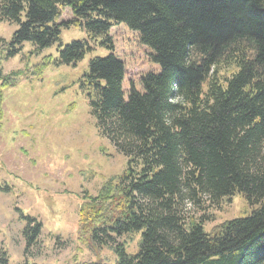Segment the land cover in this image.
I'll use <instances>...</instances> for the list:
<instances>
[{
    "label": "trees",
    "instance_id": "1",
    "mask_svg": "<svg viewBox=\"0 0 264 264\" xmlns=\"http://www.w3.org/2000/svg\"><path fill=\"white\" fill-rule=\"evenodd\" d=\"M64 8L71 19L60 20ZM0 21L16 25L9 41L0 35L6 59L26 43L35 52L51 47L72 24L87 38L61 47L59 63L107 50L90 59L80 88L127 165L79 216L116 259L75 264H264V0H0ZM119 24L138 33L159 65L127 95L110 34ZM13 81L0 70V111ZM237 193L251 213L207 231V208ZM189 205L202 215L187 218ZM21 217L27 250L42 224ZM135 233L138 250L128 252L119 239ZM0 264H10L4 250Z\"/></svg>",
    "mask_w": 264,
    "mask_h": 264
},
{
    "label": "rangeland",
    "instance_id": "2",
    "mask_svg": "<svg viewBox=\"0 0 264 264\" xmlns=\"http://www.w3.org/2000/svg\"><path fill=\"white\" fill-rule=\"evenodd\" d=\"M72 14L64 8L60 20ZM16 25L0 21V35L7 41ZM115 53L125 62L126 95L131 86L142 90L141 77L158 72L151 50L138 33L126 25L112 27ZM87 38L78 25L63 27L60 41L35 52L26 43L17 55L6 59L0 48V70L14 81L4 89L0 111V250L10 264H75L114 261L108 245H97L81 227L79 209L103 184L126 168L127 156L97 127L80 80L90 59L105 56L96 46L77 65L59 63V49L72 40ZM225 72H228L226 69ZM187 218L202 210L187 206ZM253 207L239 193L210 206L204 224L212 231L218 224L251 213ZM22 214L41 222L36 242L26 250ZM140 235H125L128 252L138 250Z\"/></svg>",
    "mask_w": 264,
    "mask_h": 264
},
{
    "label": "clouds",
    "instance_id": "3",
    "mask_svg": "<svg viewBox=\"0 0 264 264\" xmlns=\"http://www.w3.org/2000/svg\"><path fill=\"white\" fill-rule=\"evenodd\" d=\"M165 123H166V124H167V123H170V121H167V120H166Z\"/></svg>",
    "mask_w": 264,
    "mask_h": 264
}]
</instances>
